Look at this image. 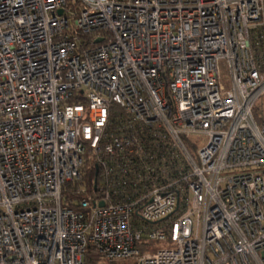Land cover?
<instances>
[{"label": "built area", "instance_id": "built-area-1", "mask_svg": "<svg viewBox=\"0 0 264 264\" xmlns=\"http://www.w3.org/2000/svg\"><path fill=\"white\" fill-rule=\"evenodd\" d=\"M263 64L264 0H0V264H264Z\"/></svg>", "mask_w": 264, "mask_h": 264}, {"label": "trees", "instance_id": "trees-1", "mask_svg": "<svg viewBox=\"0 0 264 264\" xmlns=\"http://www.w3.org/2000/svg\"><path fill=\"white\" fill-rule=\"evenodd\" d=\"M259 71L260 73L264 74V64L259 68ZM261 97H259L254 102L253 107H252V115H253V118L256 124L261 127H264V102L262 101ZM183 141L188 151L191 154H193L195 147L189 143L188 139H184ZM94 171H95L94 164L91 162H86L83 167L82 180L79 183H75V184L71 182L67 183L65 187L63 188L62 195L65 198V201L71 204V202L74 201L76 198H79L80 196H82V194H78L74 192L75 191L74 189H77L79 186L86 187V192L88 194L93 193L92 188H93V182L95 178ZM99 180H100V175L96 177V182H99ZM142 245L153 246L154 243L149 242V241H143L142 243H140V246L144 247ZM82 260L84 264H121L119 262H105L102 255L91 245L87 246L82 256ZM123 262H126V261H123Z\"/></svg>", "mask_w": 264, "mask_h": 264}, {"label": "rangeland", "instance_id": "rangeland-1", "mask_svg": "<svg viewBox=\"0 0 264 264\" xmlns=\"http://www.w3.org/2000/svg\"><path fill=\"white\" fill-rule=\"evenodd\" d=\"M224 75H226V71H225V69H224ZM262 96V97H261ZM259 97H261L262 98V101L264 102V92H263V94L262 95H260ZM258 99V98H257ZM158 245H162V244H158ZM105 260V259H104ZM105 262H108V261H106L105 260ZM117 262H119V263H121V264H123V263H125V264H131L132 262H130V261H126V262H123V261H117Z\"/></svg>", "mask_w": 264, "mask_h": 264}, {"label": "water", "instance_id": "water-1", "mask_svg": "<svg viewBox=\"0 0 264 264\" xmlns=\"http://www.w3.org/2000/svg\"><path fill=\"white\" fill-rule=\"evenodd\" d=\"M61 11H59V13H60ZM101 40L100 39H96L95 40V42L96 43H99ZM97 173H98V168L97 167H95V175H97ZM103 204V202H100V205H102Z\"/></svg>", "mask_w": 264, "mask_h": 264}]
</instances>
